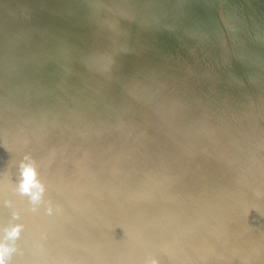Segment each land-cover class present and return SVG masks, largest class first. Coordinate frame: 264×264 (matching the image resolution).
I'll return each mask as SVG.
<instances>
[{
    "label": "rangeland",
    "instance_id": "1",
    "mask_svg": "<svg viewBox=\"0 0 264 264\" xmlns=\"http://www.w3.org/2000/svg\"><path fill=\"white\" fill-rule=\"evenodd\" d=\"M227 1L231 2L230 6L227 7L228 10L234 8V4L231 5L233 1L236 3L234 9L238 11L244 6L252 7V10L248 7L240 10V12L245 10L243 14H246L240 15L241 23L239 20L238 22L241 25L237 22L239 16L236 17L240 12L236 15L234 9L228 11L233 18V21L231 20L233 24L224 23L217 17L222 4L226 6L229 4ZM233 1L198 0L196 2L197 9L193 10L194 13L190 11L189 14L188 6L195 0H184V2L180 0V3L167 8L164 7L161 0H1L0 27L4 31L0 28V50H2V53L0 51V69H5L0 70V112L2 114L7 112L17 118L18 122L16 121L14 133L18 130L19 133H24L31 128L32 131H35L33 133L34 138L38 135L46 138L41 139V136H38V139L35 138L36 141L33 140L35 145L30 143V146L32 144L36 150L41 151L42 158L44 157L43 154H48L53 150L57 136L55 144L60 146V152L65 148L58 157L50 158V163L46 166L28 167L16 171L17 175L21 177V183L27 184L30 195L45 197V192L48 189L56 190L51 194L48 201L40 205L37 212L48 211L50 214L53 210L58 209L63 204L55 197L58 191L64 194L66 200L72 199L69 194V187L72 182L65 177V174L69 171L72 172V169L66 168L65 165L67 161L72 159L75 151H79V153L84 151L77 165L82 173L93 172L89 167L97 157L104 156L109 152H112L115 157L114 163L100 166V168L105 167L100 172L90 176L89 183L94 189L95 195L93 194V197H81V200L85 202V208L77 211L75 215L69 218L73 222V227L91 233V238L87 242L92 241L91 246L93 247L89 250L94 253L93 255L82 254L75 264H152L150 255L153 244L158 245L162 253L163 248L165 253H172V264H209V262L211 264L212 261L206 262L207 256L212 257L221 253L217 251L221 248L222 243H227V239L233 240L230 243H238L241 237H238L240 228L244 223L247 221L258 222L251 224L261 226L260 224L264 222V215L249 219L254 208L264 205V194L259 191L264 188V85L253 87L248 86L244 80L239 81L241 79L240 74L248 71L252 62L236 69L233 73L228 74L229 76L209 82L210 85L204 80L213 77V73L215 75L218 68H221L219 66H223V61L226 60L223 53L229 54L230 51L237 49L236 41L239 43V41L243 42L245 38H248L254 40L253 42L256 44L261 39L257 37H262L264 34V31H261L264 30V16H262L264 12H259L260 9L264 10V0H247L250 3H245V0H238V2L240 1V9H237L239 5L237 0ZM180 10H184L181 17L186 14L187 16L191 15L188 18L192 21L190 24L192 23L193 26L187 25L189 24L187 16V19L185 17L184 20L181 19ZM196 10L199 13L203 12L200 13L203 18L206 16H203L205 12L209 16L207 20L210 17L214 19L211 18V21L206 23V16L205 19H202L205 21L202 22ZM249 11H253L256 15H247L251 14V12L248 13ZM257 11L261 13V17L258 16ZM177 14L179 18H177ZM192 14L198 16L199 22L202 23H194V20L197 21L198 19H196L197 17L193 18ZM252 16H256V19ZM250 18L254 22L258 20V23L253 22L254 24H252L253 20L250 21ZM182 20H187L184 23L187 28L180 23L183 22ZM259 23L262 24V28H259L261 27L258 26ZM194 24L198 27V31L195 30ZM200 24H202L201 28H199ZM256 25L258 26L256 29H260L261 35L252 33L255 29H252L253 31L250 29L257 27ZM188 26L189 28L194 27V30H191L194 32H191ZM215 26L220 32L218 33L221 34L215 35L218 36L216 37L218 39L213 38L214 33L217 32H215L216 28L213 30ZM242 27L245 29L241 30ZM179 28L180 30H177ZM246 28L251 30L249 36V31ZM224 32L226 35L231 33L235 36L237 32L238 38L244 34L240 40L238 38L235 40V36L232 38L228 34L229 39L226 37L228 40L225 42V38L222 36ZM200 33L201 36L198 35V39H201L202 42L197 41L196 38V35ZM246 34L248 37H245ZM219 36H221L220 39ZM222 37L224 38L223 41H221ZM208 38H212L211 41L214 39L216 42L220 40L218 43H221L217 46L218 43H215L214 40L211 42ZM232 39L234 41L230 42L231 44L234 42L233 48L229 46V40ZM249 40L246 39L245 43ZM208 41L212 45L206 44ZM197 42L207 45L206 49L203 48L204 45L202 46ZM253 42L248 45L253 44ZM208 45H210L211 51L215 48L213 51L215 56L212 55L213 59L210 57L211 51H207ZM220 45L222 46L220 47ZM228 46L231 50L227 49ZM242 46L244 45L242 44ZM222 49H226V51H222ZM205 50L211 54L209 55ZM216 50L218 53H215ZM203 53H206V56L209 55L212 60L209 61L210 59L204 57ZM203 58L204 60H202ZM205 58L209 59L210 62L207 61V65L214 64L211 67L215 68L211 70L208 67L209 72H212L207 71L208 75L207 72L201 74L204 78L198 76L200 81L203 78L201 82L197 80L200 83L195 81L196 76L193 81L198 83L200 87L195 82H192L191 85L192 87L196 85L193 89L199 87L197 91L200 90L196 95H192L196 91H192L190 82L188 85V78L186 80L185 77L189 75L192 67L194 69V67L201 66L200 64L205 61ZM218 58L222 62L218 63L219 66L216 64ZM223 58L225 59L223 60ZM27 62L37 65L44 72L43 75L41 74L43 77L38 75L36 78L35 76V81H37L36 79L39 80L36 84L41 85L38 86V89L34 87L31 90H27L23 86H10L8 83L17 72H21L25 78H31L34 71L28 70L29 72H26L25 65H22V63L26 64ZM196 63L198 64L196 65ZM260 63V61L257 62L255 66ZM11 67L12 69L14 67L13 71ZM163 76H167L165 80ZM63 78L66 81L62 80ZM162 78L165 83H169L167 86L164 83V88L162 87L163 92H168H165L166 98L168 97L167 101L163 100L165 96L161 92L162 90H159L162 85H158L159 82L156 84L157 79L162 80ZM48 81L50 82L48 83ZM61 81L65 82L61 83ZM43 82L48 83L47 86L44 85L45 87H43ZM54 82H57V88L55 87L56 84H53ZM157 85L159 87L156 89L154 86L157 87ZM184 85L187 89L184 88ZM187 86H190V89ZM54 87L58 89L57 92H54L56 91ZM45 88L50 90L47 91ZM111 91H114L113 94L116 91L115 96ZM119 91L124 96L120 97ZM41 92L49 96L45 95L43 98ZM156 92L162 94L159 93L156 97ZM84 93L87 94L84 95ZM153 93L156 94L152 97L151 94ZM206 94L209 96L207 97ZM110 95L111 97H109ZM128 95L132 97L131 102ZM132 95H135V98ZM143 95H145L144 102ZM125 96L128 99H125ZM159 96L161 99H158ZM108 97L109 99H106ZM123 97L124 101H129H127L128 104L124 103ZM140 97L142 99L138 101L140 103L134 110L138 117L135 115V119L126 120L130 114L131 103L134 99L140 100ZM150 99L152 104L154 99L156 102L152 105L149 103ZM32 101L39 103L34 107L35 103L33 104ZM116 101L121 104H117ZM105 102L109 104L106 105ZM142 102L145 104L148 102L149 106L143 104L146 106L143 107ZM112 103L113 106L117 105L113 107ZM134 103L132 104L134 105ZM29 104L33 106H29ZM89 105H95V110H90L92 114L94 112L93 116L88 111L93 106L88 108ZM126 105L130 110L127 108V111L125 110ZM83 106L84 108L81 109L80 107ZM117 106H121L120 109ZM110 108L113 113L110 112ZM57 109L62 110H59L61 113L63 112L62 117L57 114H61L57 112ZM83 109L87 113L89 112L91 116L84 113ZM54 110L56 113L53 112ZM80 111L83 112L82 115L86 114L87 116H85L89 118L85 117V120H81L84 116L81 117L79 126H77V122L74 120L78 121L82 113ZM30 112L33 114L38 112L35 114L37 117L30 115L32 114ZM50 113H54L52 115H57L62 119L59 120L60 118L51 116ZM123 113L124 116L127 114V117L125 116L126 122ZM18 117L20 120L22 117L23 120H27V122H23L24 124L22 123V127ZM52 117L58 118V120L52 119ZM68 117L74 120H70ZM245 117H249L250 120L259 117L260 121L252 123L249 122L250 120H244ZM137 118L140 119L137 120ZM58 121L63 124L60 125ZM72 122L76 124L73 123L75 129L72 128L74 126ZM57 123L60 127L62 126L61 131L68 130L70 132L71 130L72 132L66 134L58 130L60 134L58 132L57 135L56 129H60ZM53 124H57V128ZM69 124L72 125L71 128ZM16 125L20 126L22 130L25 128L24 131H21L20 128L17 130ZM28 125L29 129H27ZM65 125L70 129H66L67 126L65 127ZM177 125L178 128L172 130ZM51 129L52 132L56 130L53 135H51ZM72 129H74V135ZM76 130L77 132H75ZM207 130L213 132L214 143L223 138L221 143V149H224L223 161L218 156H208L209 158L193 161L194 163L192 162L182 169L174 170L175 161L179 157L184 160L183 156L198 143V136ZM17 133L15 135H18ZM76 133L80 135H76ZM61 134H64L65 138ZM232 135L237 138L247 135L245 138L250 137L254 145L260 148L256 149L251 145L249 148L242 149L243 144H239L238 147L228 150V138ZM73 136L77 137L74 138ZM79 136H81L80 139ZM6 137L0 136L1 156H7L11 152L8 141H6L9 136ZM60 139L61 142L59 143L58 140ZM65 140L66 142H73L72 145L70 143L63 144ZM43 141H45L44 146L45 144L48 145L49 149L46 147L47 145L45 146L48 150L41 144ZM39 144L42 146L40 145V147ZM70 146H73L72 149H69ZM45 149L48 152L44 153ZM66 150H70L69 153ZM88 151L89 155L85 157ZM154 180L156 181L154 182ZM158 181L163 184L167 182V184L159 185ZM82 183L83 180L79 182L80 185ZM4 188L3 183L0 182V203L5 201ZM149 190L152 191L151 194ZM247 196L250 198L245 202L243 199ZM259 196L263 197L261 204L255 202ZM158 197L166 201L161 209L158 206ZM211 200L218 203L212 205L210 204ZM113 205L122 206L123 210L121 220H117L118 223L121 222L119 230L113 231L100 223L85 219L93 212ZM187 207H191V212H188ZM209 220L214 221V223L211 224ZM224 222L225 228L217 230L218 226ZM169 223H172V227L168 229L167 236L161 237L162 226H167ZM8 228L11 229V225ZM37 237V233H33L30 240L18 242L6 252L0 253V264H12L14 260H20L31 251ZM156 240L158 244L154 243ZM95 242L99 243L96 244ZM186 244L190 246V252L184 251L183 253H193L197 256L191 259L190 256L181 254L174 258V250Z\"/></svg>",
    "mask_w": 264,
    "mask_h": 264
},
{
    "label": "bare ground",
    "instance_id": "2",
    "mask_svg": "<svg viewBox=\"0 0 264 264\" xmlns=\"http://www.w3.org/2000/svg\"><path fill=\"white\" fill-rule=\"evenodd\" d=\"M198 0H195V2L194 3H191L189 6H188V9H189V14H190V11L192 12V13H194L193 12V10H195V8L197 7L196 6V2H197ZM207 1V0H206ZM233 1V0H232ZM242 1H244V0H242ZM182 2H184V0H182ZM226 2V1H225ZM224 2V3H225ZM237 2H238V0H237ZM240 2V1H239ZM237 3V4H239L238 5V7H237V9H240L239 8V6H240V3ZM248 3L249 1H247V0H245V3ZM0 3H1V0H0ZM161 3H163V5H164V7L165 8H167V7H170V6H173L174 4H176V3H180V0H161ZM227 3H229V1H227ZM226 3V4H227ZM231 3V2H230ZM230 3L229 4H227V6L225 5V4H222V8H221V11L218 13V15H217V17L219 18V20L220 21H222V22H224V23H231V24H233V18H231V16H230V14H229V12L228 11H230V10H233L234 8H235V4L236 3H234V1L232 2V4L231 5H233L234 4V8L233 9H231L230 8V10H228L227 9V7H228V5L230 6ZM242 3V5H243V2H241ZM250 3V2H249ZM245 5V4H244ZM247 5V4H246ZM249 6V5H248ZM248 6H242L244 9H246ZM232 7V6H231ZM243 8H241L240 10H242ZM252 8V7H251ZM250 7H248V9H251ZM255 9H256V7H254ZM259 8V7H258ZM197 9V8H196ZM260 9V8H259ZM258 9V10H259ZM165 10H167V9H165ZM187 10V9H186ZM236 9H234V11H235ZM240 10L238 11V10H236V12H234V13H236V15L240 12ZM252 10V9H251ZM254 10V9H253ZM257 10V9H256ZM256 10H254V11H256ZM184 11V10H183ZM182 10H180V17H181V13L183 12ZM196 11H198V10H196ZM247 11V10H246ZM261 11H263L264 12V10H262V9H260L259 10V12H261ZM186 12H188V10L186 11ZM251 12V14H247V15H253L254 14V12L253 11H249L248 13H250ZM253 12V13H252ZM258 11H257V14L259 13ZM262 12V13H263ZM197 13V12H196ZM195 13V14H196ZM200 13H203V12H200ZM200 13H199V11H198V16H199V19H200V17H201V20L202 19H205L206 18V16H207V14L204 12V14H203V16L204 15H206V16H204L205 18H203L202 17V15H200ZM243 13H245V10H243V12H240L239 13V15H237L236 17H238V19H237V22H238V20H239V18L241 17V16H244V15H246V14H243ZM247 13V12H246ZM183 14V13H182ZM185 14V13H184ZM194 14V15H195ZM261 13H259L258 14V16L260 15ZM178 14L176 15L177 16V18H179L178 16H179ZM193 14H192V16H193V18L194 17H197L196 19H198V16H194ZM197 15V14H196ZM232 15V14H231ZM241 15V16H240ZM254 15H256V13L254 14ZM186 16H187V14L186 15H184V17L186 18ZM191 15H189V16H187V18L188 17H190ZM233 16H235L234 14H233ZM232 16V17H233ZM262 16H264V14H262ZM184 17H181V19H183ZM208 17L209 16H207V18H206V23H209L208 21H211V18L212 17H210V19L209 20H207L208 19ZM236 17H234V18H236ZM251 17V16H250ZM253 18H255L256 16H252ZM259 17H261V15L259 16ZM259 17H258V20L260 21V19H259ZM186 18V19H187ZM193 18H191V19H193ZM199 19L196 21V20H194L195 22L194 23H196L197 24V22H199ZM212 19H214V18H212ZM256 19V18H255ZM264 19V18H263ZM171 20H174V19H171ZM180 20V19H179ZM184 20V19H183ZM182 20V21H183ZM232 20V21H231ZM251 20H253L252 18H250V21ZM258 20L257 21H255L254 22V20L252 21V24H254V23H258ZM175 21H177L176 19H175ZM175 21H172V22H175ZM187 21V20H186ZM186 21H183V22H180V21H178V22H180L181 24H184ZM188 21H189V24H187V25H191L190 24V22H192V21H190V18H188ZM205 21V20H204ZM203 20H202V22H204ZM240 21V23H241V20H239ZM250 21H249V23H250ZM263 21V20H262ZM201 22V21H200ZM199 22V23H200ZM201 22V23H202ZM213 22V21H212ZM212 22H210V23H212ZM236 22V23H237ZM246 22V21H245ZM248 22V21H247ZM254 22V23H253ZM188 23V22H187ZM199 23H198V25H199ZM235 23V22H234ZM239 23V22H238ZM239 23V24H240ZM244 23V22H243ZM262 23V22H261ZM261 23H259L258 24V26H261V27H259V28H262L263 26H262V24ZM264 23V22H263ZM196 24H194V27H196L195 28V30H197L198 29V27L197 26H195ZM203 24H205V23H203ZM185 26H186V24H184ZM201 26H199V28H201L202 27V24H200ZM208 25V24H207ZM210 25V24H209ZM215 25V24H214ZM223 25V24H222ZM241 25V24H240ZM239 25V26H240ZM245 25V24H244ZM251 25V24H250ZM191 26H193V25H191ZM206 26V25H205ZM211 27H212V25H210ZM243 26V25H242ZM252 26H254V25H252ZM251 26V27H252ZM257 26V25H256ZM258 26L257 27H252V28H250L251 30L253 29H255L252 33H258V34H260L259 33V30H257L258 29ZM193 27V28H194ZM207 27V26H206ZM222 27V26H221ZM1 28V27H0ZM185 28H187V26L185 27ZM188 28H189V26H188ZM192 27L191 28H189L190 29V31L193 29ZM214 28H216V26L215 27H213V30H214ZM257 28V29H256ZM2 29V28H1ZM203 29H204V27H203ZM208 29V28H207ZM219 29H221V28H219ZM245 28H241V30H244ZM249 32H248V36L250 35L249 33H250V31L251 30H249L248 28H246ZM264 29V28H263ZM3 30V29H2ZM177 30H180V28L179 29H177ZM194 30V29H193ZM202 30V29H201ZM201 30H199V31H201ZM205 30V29H204ZM211 30H212V28H211ZM218 29L216 28L215 29V32L217 31ZM257 30V31H256ZM1 31V30H0ZM4 31V30H3ZM157 31V30H156ZM187 31V30H186ZM198 31V30H197ZM209 31H210V27H209ZM225 31V30H224ZM262 32L264 31V30H261ZM179 32H181V31H179ZM191 32H194V31H191ZM206 32V31H205ZM204 32V33H205ZM219 31H217L216 32V34L214 33V36L215 35H221V34H219L218 33ZM231 32V31H230ZM241 32H243V31H241ZM247 32V31H246ZM177 33H178V31H177ZM197 33V32H196ZM195 33V34H196ZM199 33V32H198ZM201 33H203V32H201ZM201 33L200 34H197L196 36V38H197V41H199L200 40V42H202V40L201 39H198V35H200L201 36ZM208 33V32H207ZM211 33V32H210ZM222 33V32H221ZM226 32H224V35H222L223 37L221 38L222 40L221 41H223V39L225 40V42H226V40H228L229 38V35H231V33L229 34V33H227V35H228V37H227V35L225 34ZM234 34H235V31L233 32ZM238 33H240V32H238ZM251 33V35H254V34H252ZM264 33V32H263ZM212 34V33H211ZM231 35V37L233 38L235 35ZM244 34V33H243ZM243 34H241L242 36H243ZM258 34H257V36H258ZM194 35V34H193ZM207 35V34H206ZM206 35H204V36H206ZM213 35V34H212ZM261 35V34H260ZM199 36V38H201ZM203 36V37H204ZM208 36H211V35H208ZM213 36V38H216V37H218V36H215L214 37ZM236 36H237V32H236ZM235 36V40H240V38L242 37H240V38H238L239 37V35L236 37ZM247 36V34L245 35V37ZM247 36V37H248ZM193 37V36H192ZM220 37L221 36H219V39H220ZM226 37L228 38V39H226ZM252 37V36H251ZM254 37V36H253ZM255 37H256V35H255ZM238 38V39H237ZM243 38V37H242ZM250 38V37H249ZM257 38H261L259 41H257V43L256 44H254L255 42H253L254 40H249L248 38H245L244 39V41L243 42H241V41H239V43H238V41H236V43H237V45L240 47H236L237 49H235L234 51L232 50V51H230L231 50V48H229V46H232V48L234 47V45H232L231 44V42L230 41H234L233 39L232 40H229V42H227V43H229V46H228V48L227 49H230L229 51H230V53L228 54L227 52H225V53H223V54H225V56H223V54L221 53V55L223 56V57H225L226 58V60L225 61H223V66H219V64L218 63H222L220 60H219V58H218V61H217V63L216 64H218V66L219 67H221L220 69L218 68V66H216V68H218V70H217V73L214 75V73H213V77H210L208 80H206V79H204L206 82L205 83H208L209 85L211 84V83H209V82H211V81H213V80H216V79H221V77H224V76H229L228 74H231V73H233L236 69H238V68H241V66H247L248 64H249V62H252V64H251V66L249 67V70L248 71H245V72H242L241 74H240V77H241V79L239 80V81H246V83H247V85L248 86H253V87H256V86H260V85H264V34L262 35V37H257ZM194 39H195V36H194ZM203 39H205V37L203 38ZM208 39H210V38H208ZM207 39V40H208ZM212 39V38H211ZM211 39H210V41H211ZM216 39H218V38H216ZM246 39L247 40H249L248 42H246L245 43V41H246ZM253 39H255V38H253ZM196 40V39H195ZM214 40V39H213ZM213 40L211 41V42H213ZM215 41V43H218V42H216V40H214ZM250 41H252L253 42V44H251V45H248V44H250V43H252V42H250ZM205 42V41H204ZM224 42V43H225ZM240 42H241V44H240ZM197 43H199V42H197ZM214 43V44H215ZM221 43V42H220ZM220 43H218V45L217 46H219V44ZM235 43V44H236ZM200 44V43H199ZM206 44H211V43H209V41L206 43ZM231 44V45H230ZM242 44L244 45V46H242ZM200 45H202V43L200 44ZM203 45H204V43H203ZM202 45V46H203ZM212 45V44H211ZM222 45H224V44H222ZM222 45H220V47L222 46ZM201 46V47H202ZM209 46L210 45H208V48H209ZM216 46V47H217ZM227 46V45H226ZM205 47H207V45H204V49H206ZM214 47V46H213ZM223 47H225V46H223ZM222 47V48H223ZM208 48H207V51H211L210 50V48H209V50H208ZM212 48V47H211ZM218 48V47H217ZM203 49V50H204ZM214 50H215V48H214ZM213 49H212V51H211V58L213 59V56L212 55H214L215 56V54L213 53V51H214ZM218 50V49H217ZM215 51V53L217 52L218 53V51ZM1 51V53H2V50H0ZM206 51V50H205ZM206 51V52H207ZM222 51H226V49L225 50H223L222 49ZM228 51V50H227ZM208 54H209V52H207ZM4 54V53H3ZM204 54V53H203ZM209 54V55H210ZM220 54V53H219ZM228 56H227V55ZM205 56L204 57H208L209 59H210V57H209V55H207L206 56V53L204 54ZM216 55H218V54H216ZM221 55H219V56H221ZM13 56V55H12ZM221 56V57H222ZM227 56V57H226ZM10 57V56H9ZM221 57H220V59H221ZM10 58H12V57H10ZM205 58V61H203V62H205L204 64H203V62H202V64H200L201 66H199V67H197V68H195L194 67V69H193V67H192V70H191V72H189V75H187V77H185V79L187 80V78H188V80H187V83H188V85H189V82H190V86L192 87V85H191V83L192 82H199L200 81V79L198 78V76L200 77V76H202L201 74H205L207 71L209 72V70L210 69H208V67H210L211 68V70H212V68L214 69L215 67H211V65L213 66L214 64H208V65H210V66H208L207 65V61L209 60H207ZM225 58H223V60L225 59ZM212 59H210L209 61H211ZM202 60H204V58L202 59ZM214 60H215V57H214ZM217 60V59H216ZM200 61H199V63H200ZM208 61V63H210ZM261 62L258 66H255V64H257V62ZM12 62H15V61H12ZM212 62H216V61H212ZM225 62V63H224ZM7 63V62H6ZM12 64V63H11ZM11 64H9V65H11ZM15 64H17V63H15ZM25 65V69H27L26 70V72H29L28 70H32V71H34V73L31 75V78L30 77H28V78H25L24 77V75L21 73V72H17V74L12 78V80L8 83L10 86H15V87H25L27 90H31L32 88H34V87H37V89H38V86H40V85H37V84H39V83H37L36 84V82L37 81H39L38 79H36L37 81H35V76H36V78H38L37 76L38 75H43L44 74V72H42L41 71V69H39L38 68V66L37 65H35V64H33V63H29V62H27L26 64L25 63H22V65ZM198 63H196V65H197ZM2 65V64H1ZM6 65V64H5ZM222 65V64H221ZM13 66V65H12ZM15 66V65H14ZM195 66V65H194ZM2 67V66H1ZM6 67H8V65H6ZM15 68H16V66H15ZM3 68H1L0 70H2ZM5 69V68H4ZM3 69V70H4ZM8 69V68H7ZM11 69H12V67H11ZM18 69H20V68H18ZM14 70V67H13V69H12V71ZM23 70V69H22ZM9 71V70H8ZM18 71V70H17ZM20 71V70H19ZM215 71V70H214ZM2 72H4V71H2ZM6 72V71H5ZM206 73L207 75L210 73V72H212V71H210L209 73ZM7 73V72H6ZM14 73V72H13ZM16 73V72H15ZM25 73V72H24ZM0 74H1V72H0ZM8 74V73H7ZM10 74V73H9ZM12 75V74H11ZM26 75V74H25ZM41 75V76H42ZM165 75H167V74H165ZM210 75H212V74H210ZM209 75V76H210ZM196 76H197V78H196ZM208 76V77H209ZM43 77V76H42ZM164 77V76H163ZM165 77H167V76H165ZM164 77V80L166 79ZM203 77V76H202ZM207 77V76H206ZM7 78H10V77H7ZM30 78V79H29ZM196 78V80L195 81H193L194 79ZM201 78V77H200ZM204 78V77H203ZM203 78H202V80H203ZM40 79V78H39ZM50 80V79H49ZM52 80H54V78H52ZM51 80V81H52ZM62 80H65V78H63ZM160 79H157V81H156V84H157V82H159L158 83V85H162V86H160V88L161 89H159L160 91L162 90V87L164 88V83H165V81L163 80V78H162V80H160ZM182 80H184V79H182ZM197 80H199V81H197ZM201 80V81H202ZM9 81V80H8ZM46 81V80H45ZM44 81V82H45ZM66 81V80H65ZM64 81V82H65ZM162 81H163V84H162ZM200 81V82H201ZM43 82V83H44ZM50 81H48V83H49ZM63 81H61V83H64ZM112 82V80L110 81V86H111V83ZM160 82H161V84H160ZM183 82V81H182ZM195 82V83H196ZM199 82V83H200ZM47 83V84H48ZM60 83V81L58 82V84ZM154 83H155V81H154ZM186 83V81H185V84H187ZM195 83H193L194 85H195ZM204 83V82H203ZM2 84V83H1ZM47 84L46 83H44L43 84V87H45L44 85H46L47 86ZM54 85L56 84V88H57V82H54L53 83ZM123 84H124V81H123ZM126 84V83H125ZM166 84V86H167V84H169V83H165ZM184 84V83H183ZM182 84V85H183ZM197 84V86H199L200 87V85H198V83H196ZM50 85H52V83H50ZM61 84H59V86H60ZM119 85H120V83H119ZM122 85V84H121ZM157 85V87L156 86H154L156 89L159 87ZM181 85V84H180ZM201 85H202V83H201ZM2 86H4L3 84H2ZM105 86V85H104ZM189 86V87H190ZM196 86V85H195ZM194 86V87H195ZM48 87H49V85H48ZM50 87H53V86H50ZM54 87V88H55ZM106 87V86H105ZM188 87V86H187ZM188 87V88H189ZM194 87H192V89L194 88ZM199 87H196L197 89L199 88ZM55 88V89H56ZM60 88V87H59ZM109 88V87H108ZM184 88H186L185 87V85H184ZM46 89V88H45ZM52 89V88H51ZM106 90H107V88H105ZM111 89V88H110ZM113 89V88H112ZM111 89V90H112ZM115 89V88H114ZM118 89V88H117ZM117 89H115V90H117ZM154 89V88H153ZM152 89V90H153ZM155 89V90H156ZM165 89H166V87H165ZM187 89V88H186ZM190 89V88H189ZM191 89V90H192ZM197 89H193L192 91H196L195 93H193V92H191V93H193L192 95H196L197 94V92L200 90H198L197 91ZM47 91L48 90H50V89H46ZM57 90L58 89H56V91H54V92H57ZM89 91H90V89H88ZM119 90V89H118ZM117 90V91H118ZM182 90H185V89H183L182 88ZM52 91V92H53ZM60 91V90H59ZM58 91V92H59ZM88 91V92H89ZM92 91V90H91ZM95 91H97V90H95ZM95 91H94V94H95ZM132 91V90H131ZM130 91V92H131ZM134 91V90H133ZM151 91V90H150ZM164 90H162L161 92H163ZM186 91V90H185ZM45 92V91H44ZM53 92V93H54ZM84 92H86V91H84ZM87 92V93H88ZM103 92V91H102ZM109 92V91H108ZM107 92V93H108ZM113 92L114 91H111V93L113 94ZM120 92V94H121V91H119ZM152 92V91H151ZM155 92V91H154ZM157 92H158V90H157ZM156 92V93H157ZM161 92H159V93H161ZM166 92V91H165ZM163 92V94H164V98H163V100L165 99V101H167L166 99L168 98H166V93H168V92ZM187 92H189V90H187ZM46 93V92H45ZM48 93V92H47ZM87 93H84V95L85 94H87ZM115 93H116V91H115ZM115 93L113 94L114 96H115ZM127 93V92H126ZM135 93V92H134ZM138 93V92H137ZM136 93V94H137ZM142 93V92H141ZM140 93V96L142 95ZM156 93H153V94H151V96L153 95H155ZM159 93H157L156 95V97H158V95H159ZM41 94H42V92H41ZM128 94V93H127ZM127 94H126V96H127ZM131 94V93H130ZM133 94V93H132ZM135 94V95H136ZM139 94V93H138ZM162 94V93H161ZM45 95H47V94H45ZM45 95L44 94H42V96L41 97H45ZM89 96H91L90 94H88ZM106 95V94H105ZM135 95H132L134 98H135ZM191 95V94H190ZM47 96H49V95H47ZM46 96V97H47ZM118 96H120L119 94H118ZM122 96H124V95H122L121 94V96L120 97H122ZM125 96V99L127 98ZM130 95H128V97H129ZM139 96V95H138ZM144 97H143V102H144V98H145V95H143ZM151 96H150V98H151ZM152 96V97H153ZM161 96V95H160ZM160 96H159V98L158 99H161L160 98ZM206 96L208 97L209 96V94H206ZM43 97V98H44ZM104 97H107V96H104ZM109 97H111V95L109 96ZM109 97L108 98H106V99H109ZM142 97V96H141ZM140 97V100L138 99H134V101H135V103H134V101L132 102V103H134V105L131 103V107H130V104H129V107L131 108V110L129 109V107L126 105V107H125V110H126V108L127 109H129L130 110V114L128 115V118L126 119V120H132V119H135V113H137V112H135L134 110H136V108L135 107H138V103H140V102H138V101H141V98ZM149 97V96H148ZM161 97H163V96H161ZM119 98V97H118ZM130 99V102H131V98L132 97H129ZM137 98V97H136ZM146 98H147V95H146ZM111 99V98H110ZM112 99H114V98H112ZM128 99V98H127ZM156 99V98H155ZM155 99L153 100L154 101V103L156 102L155 101ZM120 100H121V98H120ZM120 100H119V102H120ZM147 100V99H146ZM118 101V100H117ZM116 101V103L118 104L119 102H117ZM123 101H124V97H123ZM128 101V100H127ZM127 101H124V103L126 102L127 104H128V102ZM149 101V100H148ZM160 101V100H159ZM33 102V101H32ZM110 102V101H109ZM142 102V105L143 104H145V103H143ZM157 102H158V100H157ZM164 102V101H163ZM35 103V101L33 102V104ZM37 103H39V102H37ZM37 103H35L34 104V107L37 105ZM94 103V102H93ZM93 103H91V104H93ZM106 103V102H105ZM108 103V102H107ZM106 103V105H108ZM147 104H145V105H147V106H149L148 105V102H146ZM150 104H152V102H151V99H150V102H149ZM153 103V104H154ZM159 103V102H158ZM157 103V105H159ZM95 104V103H94ZM116 104V105H117ZM119 104H121V103H119ZM123 104V103H122ZM152 104V105H153ZM161 104V103H160ZM114 105H115V103H114ZM115 105V106H116ZM156 105V106H157ZM29 106H33L32 104L30 105L29 104ZM90 106V105H89ZM88 106V108H91V106H93L92 107V109H89L88 111H94L95 109H94V106L95 105H91L90 107ZM110 106V105H109ZM112 106H113V103H112ZM115 106H113V107H115ZM125 106V105H124ZM155 106V105H154ZM153 106V107H154ZM163 106V105H162ZM38 107H39V105H38ZM86 107V106H85ZM108 107V106H107ZM118 107V106H117ZM116 107V108H117ZM119 107H121V106H119ZM118 107V109H120ZM141 107V106H140ZM143 107H146V106H144L143 105ZM151 107V106H150ZM150 107H149V109H150ZM160 107V106H159ZM31 110H32V108L31 107H29ZM81 109L82 108H84V106L83 107H80ZM87 108V107H86ZM112 108V107H111ZM110 108V109H111ZM124 108V107H123ZM155 108V107H154ZM157 109H158V107H156ZM36 109V108H35ZM39 109V108H38ZM80 109V110H81ZM138 109V108H137ZM148 109V110H149ZM152 110H153V108H151ZM30 110V111H31ZM58 110V109H57ZM60 110V109H59ZM57 111V112H60V111H62V110H60V111ZM84 110V111H83ZM82 111L84 112V113H87L86 112V110L85 109H83ZM107 110H108V108H107ZM122 110V109H121ZM124 110V109H123ZM38 111V110H37ZM82 111H80V112H82ZM91 111H90V113H91ZM113 110L111 109V111L110 112H112ZM127 111V110H126ZM39 112V111H38ZM38 112H34V114L32 113V112H30V113H32V114H30V115H35V114H37ZM54 113H56V111L54 110L53 111ZM83 112L81 113V116L79 117V119H78V121L75 119H71V118H69L70 120H74V121H76L77 122V126H79L78 125V123L80 122V118L81 117H83V118H81V120L82 119H84L85 120V117L89 114L90 115V113L88 112L87 113V115L86 114H84V115H82L83 114ZM133 112H134V115H133ZM154 112V111H153ZM54 113H52V114H54ZM61 113V112H60ZM113 113V112H112ZM117 113V112H116ZM124 113H126V112H124ZM124 113H123V116H124ZM128 113V112H127ZM51 113H50V115L51 116H56V117H58L57 115H52ZM58 115H60V117H62L61 115L63 114V112L61 113V114H59V113H57ZM93 114H94V112H93ZM93 114L91 113V115L93 116ZM86 115V116H85ZM90 115V116H91ZM109 115V114H108ZM113 115V114H112ZM118 115V114H117ZM121 115H122V113H121ZM156 115V114H155ZM7 116V117H6ZM65 116V115H64ZM123 116H120V117H123ZM126 117H127V114L125 115ZM124 116V120H125V117ZM32 117H34V116H32ZM35 117H37V115H35ZM35 117L33 118V119H35ZM60 117H58V118H60ZM65 117H67V116H65ZM116 118H117V116H115ZM136 117H138V115H136ZM23 118V117H22ZM21 118V120H23ZM55 118V117H54ZM53 117H52V119H54ZM58 118L56 119V120H58ZM64 118V117H63ZM67 118V119H68ZM86 118H89V117H86ZM17 118H15L13 115H11V114H9V113H5V114H2L1 112H0V136H9L7 139H6V141H8V144H9V148L11 149V152H10V154L9 155H7V156H1L0 155V182L1 183H3V185H4V191H3V195H5L4 197H5V201H3V202H1L0 203V253H4V252H6L7 250H9L11 247H13L16 243H18V242H21V241H26V240H30L31 239V236H32V234L33 233H37V235H38V237H37V240H36V242H35V244H34V246L32 247V249H31V251L28 253V254H26L25 256H23L20 260H18V259H16V260H14V262L12 263V264H75L78 260H79V257L82 255V254H84V253H88L89 255H93L94 253L93 252H91L89 249H91L93 246H91V244H92V241H89V242H87L90 238H91V233L90 232H88V231H85V230H83V229H78V228H75V227H73V222L72 221H70L69 220V218H70V216H73V215H75V213L77 212V211H79V210H81V209H84L85 208V202L84 201H82L81 200V197H93L95 194H94V189L92 188V186L90 185V183H89V178H90V176H92V175H94V174H96L97 172H100L103 168H100V166H102V165H105V164H109V163H114L113 161H114V154L112 153V152H109V153H107L106 155H104V156H101V157H97V158H95L94 159V161H93V164L89 167L90 168V170L91 171H93V172H88V173H82V171L77 167V165H78V163H79V161H80V157L83 155V152L81 153H79V151H75V153L73 154V156L71 157L72 159L68 162L67 161V163H66V165H65V167L66 168H71L72 169V172L71 171H69V172H67L66 174H65V177H66V179L68 180V181H70V182H72V185L69 187V194H70V196L72 197V199H67L66 200V198H65V196H64V194L62 193V192H59L58 191V194H55V197L58 199V201H60V202H63V204L58 208V209H56V210H53L50 214H48V211H46V212H43V213H40V212H37V210L40 208V205L43 203V202H46V201H48L49 199H50V196H51V194L54 192V191H56V190H51V189H48L46 192H45V197H35V196H33V195H30V193L28 192V188H27V184H23V183H21V181H20V178L21 177H19L18 175H17V170H19V169H25V168H28V167H37V166H40V167H43V166H46L48 163H50V158H52V157H58V155L62 152L63 153V149H65V148H63V147H61V148H63L62 149V151L60 152V146L58 145H56L55 143L57 142V138H58V136H57V138L54 140L55 141V143H54V145H55V147L53 148V150L51 151V152H49L48 154H46L45 152H48L47 150L49 149L48 148V145L47 144H45V146L48 148H46L43 144H44V142L45 141H43L41 144L47 149H45V151H44V153L46 154V155H48L46 158H45V154H43L44 155V157L42 158V155H41V151L38 149V150H36L33 146H32V144H34L33 143V140L34 141H36L35 140V138H37L38 136H41V135H38L37 137H35L34 138V136H33V133H35V131L33 130H31V128L29 129V125L27 126L28 128L27 129H29V131L28 130H26V132L24 131V127H25V125L23 126V130L21 129V127H22V125L24 124L23 122H27V120H23L22 122H21V120L19 119V117H18V119L20 120V123H21V125H20V123H19V125L21 126H17L16 125V128H17V130L20 128V130L21 131H24V133L22 132H20L19 133V130L18 131H16L15 133H14V131L16 130V129H14V127H15V124H16V121L18 122V120H16ZM37 119V118H36ZM62 118H60L59 120H61ZM66 119V120H67ZM122 119V118H121ZM140 118H137V120H139ZM244 120H246V121H249L250 120V118L249 117H245V118H243ZM119 120H120V118H119ZM126 120H125V122H126ZM55 121V120H54ZM53 121V122H54ZM62 121H64V120H62ZM89 121H90V119H89ZM256 121H260V118L259 117H257V119H255V118H253V119H251L249 122H252V123H255ZM56 122V121H55ZM54 122V123H55ZM59 122V121H58ZM66 122H68V121H66ZM70 122V121H69ZM68 122V123H69ZM84 122V121H83ZM122 122H123V120H122ZM23 123V124H22ZM31 123V122H30ZM30 123H28V124H30ZM33 123H35V122H33ZM60 123V125H62L61 124V121L59 122ZM74 122H72V124H73ZM81 123H82V121H81ZM85 123V122H84ZM144 123V122H143ZM18 124V123H17ZM51 124H52V122H51ZM50 124V125H51ZM58 124V123H57ZM57 124H53V126H55V128H57ZM67 124V123H66ZM75 124V123H74ZM73 124V125H74ZM83 124V123H82ZM139 124V123H138ZM140 124H141V120H140ZM76 125V124H75ZM75 125L72 127V125L70 126V124H69V127L71 128H74L75 127ZM36 126V125H35ZM52 126V127H53ZM58 126H59V124H58ZM67 125H65V127H66ZM30 127H31V125H30ZM49 127H51V126H49ZM60 127V126H59ZM68 126L66 127V129H68L69 128ZM39 128V127H38ZM54 128V129H55ZM61 128H62V126L60 127V129H56L57 130V135H58V132L59 131H61ZM64 128V127H63ZM69 128V129H70ZM77 129H78V127H76ZM178 128V125L177 126H175L174 128H172V130H175V129H177ZM32 129H33V127H32ZM35 129V128H34ZM53 129V128H52ZM52 129H51V132H52ZM75 129V128H74ZM74 129H72L73 130V135L75 134L74 133ZM14 130V131H13ZM31 130V131H30ZM47 130V129H46ZM45 130V131H46ZM49 130H50V128H49ZM49 130H48V133H49ZM56 130H54L53 132H52V134L51 135H53V133L56 131ZM59 130V131H58ZM64 130V129H63ZM79 130V129H78ZM68 133H67V132ZM66 131H61V132H65L66 134H69V133H71L72 131L70 130V132L68 131V130H66ZM18 132V133H17ZM47 132V131H46ZM75 132H77V130L75 131ZM81 132H82V130H81ZM18 134V135H15V134ZM83 133V132H82ZM20 134V135H19ZM55 134V135H56ZM59 134H60V132H59ZM46 135V134H45ZM62 135V134H61ZM64 135V134H63ZM62 135V136H63ZM76 135H80V134H78V133H76ZM84 135V134H83ZM32 136H33V139H32ZM48 136H49V134H48ZM68 136V135H67ZM71 136V135H70ZM82 136V135H81ZM81 136H79V139H80V137ZM245 136H247V135H243V136H241V137H239V138H237V137H235V135H232V137H230V138H228V150H230V149H233L234 147H238L239 146V144H243L242 145V149H246V148H249L251 145L252 146H254L256 149H258V148H260V147H257V145H254V142L251 140V138L249 137V138H245ZM44 137V136H43ZM42 136H41V139L43 138ZM51 137H53V136H51ZM51 137H49V138H51ZM74 138L75 137H77V136H73ZM83 137V136H82ZM45 138V137H44ZM54 138V137H53ZM59 138H60V135H59ZM63 138H65V135L63 136ZM70 138V137H69ZM213 138H214V134H213V132L211 131V130H207V131H204V132H202V134L200 135V136H198V143L195 145V146H193V149L189 152V153H187L186 155H184L183 157H184V160H182L180 157L175 161V164H174V170H177V169H182V168H184V167H186V166H188L189 164H191L193 161L195 162V161H200V160H203V159H205L206 157H208V156H218V157H220L221 159H222V161H223V159H224V155H223V151H224V149H221V143H222V139L221 140H219L217 143H214V141H213ZM5 139V138H4ZM3 139V140H4ZM38 139V138H37ZM46 139V138H45ZM47 139H48V137H47ZM52 139V138H51ZM50 139V140H51ZM62 139V138H61ZM61 139L60 140H58L59 141V143L61 142ZM49 140V139H48ZM53 140V139H52ZM63 140V139H62ZM73 140V139H72ZM32 141V142H31ZM38 141V140H37ZM80 141V140H79ZM39 142H40V140H39ZM30 143H32L31 144V146H30ZM63 143V142H62ZM67 144V143H73V142H71V141H69V142H66V140L64 141V143L63 144ZM79 143H81V142H79ZM37 144V143H36ZM41 144H39V146L41 145ZM65 144V145H66ZM69 144V145H70ZM75 144V143H74ZM73 144V145H74ZM35 145V144H34ZM41 145V146H42ZM53 145V144H52ZM53 145V146H54ZM68 145V146H69ZM72 145V144H71ZM76 145V144H75ZM37 147H39L38 145H36ZM40 146V147H41ZM52 146V147H53ZM76 146H78V145H76ZM50 147V146H49ZM65 147V146H64ZM67 147V146H66ZM73 147V146H72ZM72 147L70 146V148L69 149H72ZM75 147V146H74ZM42 149V148H41ZM52 149V148H51ZM34 150H35V152H34ZM43 150H44V148H43ZM59 150V151H58ZM82 150V149H81ZM65 151V150H64ZM66 151H68V150H66ZM70 151V150H69ZM69 151H68V153H69ZM247 151H249V150H247ZM40 153V154H39ZM51 153V155H49ZM67 153V154H68ZM36 155V156H35ZM89 155V151L88 152H86V154H85V157H87ZM37 158V159H35V158ZM209 158V157H208ZM33 161V162H32ZM193 162V163H194ZM111 163V164H112ZM110 165V164H109ZM100 168V169H99ZM41 177V176H40ZM40 177H38V178H40ZM83 180V183L80 185L79 184V182L80 181H82ZM156 180H154V182H155ZM153 182V183H154ZM158 184L160 185H162L163 183L162 182H159L158 181ZM165 184H167V182H165L163 185H165ZM27 189V190H26ZM151 190H153V189H151ZM151 190H149V193L151 194ZM261 193H263L264 194V188H262V189H260L259 190ZM25 193H26V195H25ZM260 193V194H261ZM94 194V195H93ZM23 195H25L24 197H23ZM249 196H247L246 198H244L243 200H245V202L247 201V200H249ZM158 206H159V208L161 209L163 206H164V204L166 203V201L163 199V198H161V197H158ZM263 201V197L262 196H259L258 198H256V203L257 204H261V202ZM19 203V204H18ZM216 203H218V202H216V201H213V200H211L210 201V204H212V205H215ZM122 206H119V205H113V206H109V207H106V208H104V209H100V210H97V211H95V212H93L89 217H92V218H89V217H85V219L87 218V219H89V220H92L93 222H97V223H100V224H102V225H104V226H106V227H108V228H110L111 230H113V231H117V230H119L120 229V224H121V222H119L118 223V221L117 220H121V215H122V208H121ZM187 210H188V212H191V207H187ZM264 215V205L262 206H259V207H257V208H254L253 209V211L250 213V218L249 219H252L254 216H259V217H261V216H263ZM252 217V218H251ZM84 219V220H85ZM249 219H246V220H249ZM245 220V221H246ZM209 222L211 223V224H213L214 223V221H210L209 220ZM251 223H258V222H249V221H247L246 223H244L242 226H241V228H240V233H239V236L238 237H240V240H239V242L238 243H230L231 241H233V240H231V239H227L226 241H227V243L226 244H221V248H223V249H219L217 252H221V253H219V254H216V255H214V256H212V257H209V255L207 256V259H206V262L208 263L209 261H212V263L211 264H264V222H262L260 225L261 226H259L258 224V226L257 225H252ZM225 222L224 223H222V224H220V226H218V228H217V230H221V229H223V228H225ZM9 225H11V229L10 228H8V226ZM172 227V223H169V225H167V226H162V229L160 230V236L161 237H164V236H167V233H168V229L169 228H171ZM230 227H236V226H230ZM31 230V232L29 233V231ZM243 237V239H241ZM159 241V240H158ZM84 242H86V243H84ZM96 244L97 243H99V242H95ZM154 243H156V244H158V242H157V240L156 241H154ZM175 251V253L173 254V257L174 258H176L177 256H179V255H181V254H183V255H188V256H190L191 257V259H193L194 257H196L197 255H195V254H193V253H191V254H185V253H183L184 251H188V252H190V246L188 245V244H186V245H184V246H182V247H180V248H178L177 250H174ZM150 259H151V261H152V264H172V253H165V249L163 248V253H162V250H161V248L160 247H158V245H152V248H151V255H150ZM209 264H210V262H209Z\"/></svg>",
    "mask_w": 264,
    "mask_h": 264
}]
</instances>
